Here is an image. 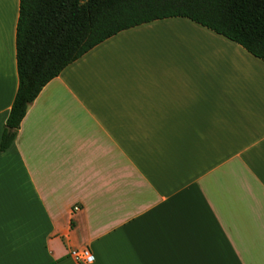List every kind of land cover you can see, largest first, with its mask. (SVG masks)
<instances>
[{
  "label": "crops",
  "instance_id": "crops-1",
  "mask_svg": "<svg viewBox=\"0 0 264 264\" xmlns=\"http://www.w3.org/2000/svg\"><path fill=\"white\" fill-rule=\"evenodd\" d=\"M19 0H0V139ZM77 206L78 210H73ZM264 264V61L186 17L49 80L0 151V264Z\"/></svg>",
  "mask_w": 264,
  "mask_h": 264
},
{
  "label": "trees",
  "instance_id": "trees-1",
  "mask_svg": "<svg viewBox=\"0 0 264 264\" xmlns=\"http://www.w3.org/2000/svg\"><path fill=\"white\" fill-rule=\"evenodd\" d=\"M175 16L227 37L264 61V0H19L18 85L0 151L12 143L42 87L68 64L121 30Z\"/></svg>",
  "mask_w": 264,
  "mask_h": 264
},
{
  "label": "built area",
  "instance_id": "built-area-1",
  "mask_svg": "<svg viewBox=\"0 0 264 264\" xmlns=\"http://www.w3.org/2000/svg\"><path fill=\"white\" fill-rule=\"evenodd\" d=\"M73 210H78V207L74 206ZM68 255L78 264H90L94 261V255L88 246L69 248Z\"/></svg>",
  "mask_w": 264,
  "mask_h": 264
}]
</instances>
